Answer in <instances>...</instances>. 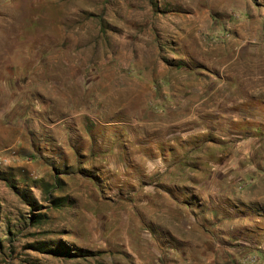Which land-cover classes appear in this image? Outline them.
Listing matches in <instances>:
<instances>
[{
    "label": "rangeland",
    "instance_id": "1",
    "mask_svg": "<svg viewBox=\"0 0 264 264\" xmlns=\"http://www.w3.org/2000/svg\"><path fill=\"white\" fill-rule=\"evenodd\" d=\"M0 264H264V0H0Z\"/></svg>",
    "mask_w": 264,
    "mask_h": 264
}]
</instances>
